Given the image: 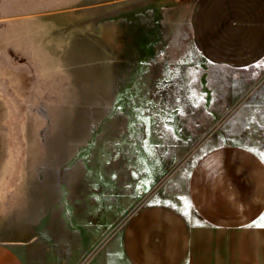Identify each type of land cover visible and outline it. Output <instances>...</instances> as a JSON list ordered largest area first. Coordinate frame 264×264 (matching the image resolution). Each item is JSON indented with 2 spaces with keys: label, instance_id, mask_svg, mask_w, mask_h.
Returning a JSON list of instances; mask_svg holds the SVG:
<instances>
[{
  "label": "rangeland",
  "instance_id": "1",
  "mask_svg": "<svg viewBox=\"0 0 264 264\" xmlns=\"http://www.w3.org/2000/svg\"><path fill=\"white\" fill-rule=\"evenodd\" d=\"M194 1L0 0V241L26 264H94L137 207L183 208L209 83Z\"/></svg>",
  "mask_w": 264,
  "mask_h": 264
},
{
  "label": "crops",
  "instance_id": "2",
  "mask_svg": "<svg viewBox=\"0 0 264 264\" xmlns=\"http://www.w3.org/2000/svg\"><path fill=\"white\" fill-rule=\"evenodd\" d=\"M189 37L209 83L204 118L192 128L205 131L204 149L189 170L183 208L137 207L118 253L108 249L94 264H264V0H195ZM213 69L226 73L216 91ZM249 78L259 81L245 86ZM173 121L176 130L180 112ZM23 244L0 241V264H26Z\"/></svg>",
  "mask_w": 264,
  "mask_h": 264
}]
</instances>
